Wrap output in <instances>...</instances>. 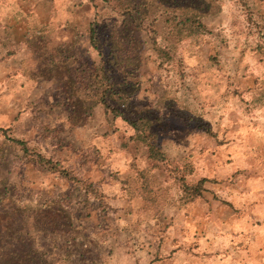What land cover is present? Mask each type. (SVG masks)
<instances>
[{
    "label": "rangeland",
    "instance_id": "rangeland-1",
    "mask_svg": "<svg viewBox=\"0 0 264 264\" xmlns=\"http://www.w3.org/2000/svg\"><path fill=\"white\" fill-rule=\"evenodd\" d=\"M188 13L192 31L176 27ZM91 21L146 129L93 105ZM179 173L205 179L198 198ZM245 191H264V0H0L6 262L186 264L205 221L249 214Z\"/></svg>",
    "mask_w": 264,
    "mask_h": 264
},
{
    "label": "crops",
    "instance_id": "crops-1",
    "mask_svg": "<svg viewBox=\"0 0 264 264\" xmlns=\"http://www.w3.org/2000/svg\"><path fill=\"white\" fill-rule=\"evenodd\" d=\"M247 192L252 214L235 220L205 221V229L195 243L185 239L186 264H264V191ZM254 196L258 198L251 200ZM218 225L226 226V230H215Z\"/></svg>",
    "mask_w": 264,
    "mask_h": 264
},
{
    "label": "trees",
    "instance_id": "trees-1",
    "mask_svg": "<svg viewBox=\"0 0 264 264\" xmlns=\"http://www.w3.org/2000/svg\"><path fill=\"white\" fill-rule=\"evenodd\" d=\"M198 13H188L186 15H184L183 17L179 18L176 21V27H178L179 25H181V27H184L183 29L179 28L178 31L184 30L186 29L187 31H192L193 27H190V25L193 23V20L197 19ZM138 18L134 17L132 15H128V17H124L122 22H132V21H136ZM88 41L90 46L97 52V55L99 57V61L98 64L94 67L93 72L95 71V73L97 74V72H100L102 75V79L103 82L102 85L103 90L101 91V96L100 98H95L93 101V105L95 104H102L106 110H108L113 117L119 116L121 119H123L124 121H126V123L128 125H130V127L134 128L137 130L138 125L136 124L138 121V118H131V115H125V113H123V110L126 107V103H127V99H128V90L127 88H129L131 85L125 81V79H121L120 82H118V80H116L113 75L114 72H116V70H119V67L121 68V65H123L124 61V57L122 55H118L116 53L115 48H110L106 51H104L103 48L104 45L102 43V41L100 40L98 34H97V30L95 28V24L93 23V21H91L88 24ZM118 67V68H117ZM97 95V93H95ZM140 129L138 130H143L146 129V127H142V125L140 127H138ZM148 132V131H147ZM148 134L146 133L144 136H147ZM143 135H140V138L142 140ZM157 148H154L152 146H149V153L148 156L151 159H158V160H163L161 159L162 155H158ZM157 155V156H156ZM160 156V157H158ZM163 158V157H162ZM41 162L43 164H47V160H44L43 158H38L36 159V162ZM177 181L179 182L182 192L184 193V197L189 200L192 201L195 198H198L203 190V183L205 182L204 178L199 179L197 182L192 183V184H188L184 181V179H182V175L179 173V175H175ZM43 211H40V213H42ZM38 264H41V260H36L35 261ZM0 264H10L8 262H6L5 258L0 257ZM20 264H23L22 262Z\"/></svg>",
    "mask_w": 264,
    "mask_h": 264
}]
</instances>
